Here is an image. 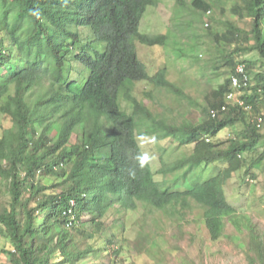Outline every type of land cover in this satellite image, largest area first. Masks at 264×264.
I'll return each instance as SVG.
<instances>
[{
  "label": "trees",
  "instance_id": "16d2710c",
  "mask_svg": "<svg viewBox=\"0 0 264 264\" xmlns=\"http://www.w3.org/2000/svg\"><path fill=\"white\" fill-rule=\"evenodd\" d=\"M174 1L177 28L192 47L208 34L209 49L222 50L212 57L220 68L211 70L217 76L223 68L225 78L186 102L195 112L184 116L176 102V117L142 111L135 119L123 105L135 82L166 80L167 72L149 74L135 45L161 50L169 41L139 32L153 0H0V116L9 124L0 123V238L10 244L3 251L9 264H127L133 253L130 264H205V242L186 227L199 223H169L157 243L156 231L139 230L131 240L127 218L136 202L150 210L195 208L211 242L228 230L246 264H264V223L224 191L234 173L243 172L240 184L264 174V0H230L242 26L227 21L221 31L203 20L214 23L209 13L220 3L225 11L228 1ZM186 10L194 20L184 19ZM225 130L232 134L220 148L214 139ZM145 136L192 153L164 168L166 150L145 155ZM155 159L161 168L153 172ZM207 165L221 170L206 180L197 173Z\"/></svg>",
  "mask_w": 264,
  "mask_h": 264
},
{
  "label": "rangeland",
  "instance_id": "374dc122",
  "mask_svg": "<svg viewBox=\"0 0 264 264\" xmlns=\"http://www.w3.org/2000/svg\"><path fill=\"white\" fill-rule=\"evenodd\" d=\"M221 1H228L224 4L225 11L220 10V6L223 4H217L216 8H214V10H212L208 15L210 19L215 18L216 21L212 23L211 20L208 21L206 18H204V25L206 23L209 25L211 24L215 28V31H221L227 21H234L239 27H241V22H237L236 16L230 11V0ZM187 2L190 3L192 0H187ZM175 5L176 4L174 0H157L152 5L147 7L140 21L139 32L141 34L149 36H167L169 41L165 47H162L161 50H159V48H161L160 46L152 47L154 49H158L154 50L148 49L147 46L135 42L138 58L141 63L149 66V72L151 71V73H153L155 69L161 70L166 68V79H169L174 84L182 83L185 89L190 90L187 91L183 88H180L181 96L187 95V97L173 101V99L167 96L165 93L162 95L158 94V92H160L159 90L151 89L152 93L142 95L140 93V89H138L139 96H135V98L141 105L148 104L150 107L155 108L152 102L155 98V100H157L156 109L158 112L160 113L164 106H168L170 114L172 116L173 113L175 114L173 117H176L178 113V110L175 107L176 102H179L178 106H182L185 110L184 116H186L187 112H195L196 109L193 108L194 106H186V102L189 99L200 100V97H202L201 94H203L206 90L208 91L209 89L217 88V86L221 84L225 78L223 68H221L220 72H217L220 73L217 76H215L216 73L211 70L215 65H218L220 68L219 62L217 63L212 59V57L222 53V50L219 48L209 49L211 40L208 39V34L207 36L203 34V37L198 41V46L194 49L190 43L191 41L186 38L184 34L185 31L177 28L180 22L176 21L175 16L180 12L177 10ZM186 11L187 14L184 19L194 20L195 17L190 14L191 12L188 10ZM184 15L185 13H183L181 17ZM192 25L194 28V25L196 24L193 23ZM188 34L189 36L193 34L191 29ZM180 53L186 54L187 58H177L176 54L180 55ZM194 54L199 56V59L194 58ZM152 94H154V98L152 97ZM124 107L126 111L130 110L128 105H124ZM5 119L6 118L0 116V123L8 127L9 124L4 122ZM231 134L232 133L230 130L221 132L218 137L214 139L215 144L220 148H225L228 145L227 141ZM159 146L166 150V162L176 161L179 158L192 153V147H176V145L173 144L170 139L159 140L152 136H145L140 140V147L147 156L158 154ZM169 154L170 157H168ZM156 162L159 165V162ZM155 165L156 163L152 161L151 166L153 167ZM156 169L157 167L153 169V172H155ZM220 170L221 166L207 165L202 167L197 174L202 179L207 180L216 176ZM181 173V171L176 172L174 177L178 179V176ZM242 173L243 172L234 173L232 178L228 180L224 189L226 199L230 204L242 205L246 213L253 216L256 221L264 223V174L257 172L258 178L254 183L249 180L247 183L240 184V175H242ZM156 179L158 180V177H156ZM179 190L185 191V188L182 187ZM136 204L138 205L139 211L136 213L133 212V214L127 218V226L129 231L132 228L129 236L131 240L138 236L139 227L135 225V221L137 219L146 220V218H142V214L145 211L141 206H139L138 202H136ZM197 211L198 210H196V212ZM174 213L183 214L184 212L179 208ZM192 213L195 214V212ZM154 217L155 218L148 220L151 222L158 221L159 225L164 228L167 221L166 218L160 215H155ZM169 221L172 224H176L179 221H182V219L179 218V216L174 215L170 217ZM185 221H187L188 224L199 223V225H187L186 227L188 230L196 232L198 236L205 242L204 248L208 250V253L205 255V264H246L241 250L238 248V246H236L237 244L233 243V241L236 240V237H233L231 234H229L228 230L224 231L225 235L222 236L219 241L213 243L210 241L208 231L201 224L199 218L190 215L185 219ZM143 229L145 228H140V230ZM149 229L157 230L156 227H150ZM154 238L156 243L163 239L157 236ZM187 239L188 238H185V240ZM163 247H165V245ZM184 247L185 245L182 244L181 248ZM9 249L10 244L7 242V240L0 238V264H9L6 256L3 253V251H7ZM172 256L173 255L167 256V258L170 259ZM134 257H136V254L133 253L128 255L127 259L131 262ZM130 262L127 264H130Z\"/></svg>",
  "mask_w": 264,
  "mask_h": 264
},
{
  "label": "clouds",
  "instance_id": "9594fccd",
  "mask_svg": "<svg viewBox=\"0 0 264 264\" xmlns=\"http://www.w3.org/2000/svg\"><path fill=\"white\" fill-rule=\"evenodd\" d=\"M155 1H157V0H153V3ZM155 70H157L159 72H162V73L167 72L166 68H163L161 70H159V69H155ZM79 72L82 73L81 75H83V76L86 75L85 72L82 71V70L79 71ZM180 88H183L184 90H187L182 85V83H176V84H174L169 79H166V80H164V81H162L160 83L157 82L155 79H153L151 77H148V79L147 80H144V81L138 79V81L135 82V87L132 88V92L131 93L130 92L127 93L123 105H128L130 107V110L127 111V112H129L130 114H132V116L135 119H137L142 111H144V112L145 111H148V112H152V113H157L158 112V110L156 109V106H157V103L156 102H157V100H155V98H154V94L155 93L152 94V97L154 98V100L152 102H153V105L155 106V108H152L148 104L141 105L139 103V101L135 98V96H139L138 95V89H140V93L142 95H145V94H148V93H152V90L151 89L159 90L160 92H158V94L162 95V94L165 93L167 96H169L170 98H172L173 101H176V100H180L182 98H186L187 97V95L181 96L179 94ZM187 91H190V90H187ZM127 97H131L133 100H135V103L133 104L130 100H127ZM136 108L140 109L141 111H139V112L136 111L135 110ZM168 110H169V107L168 106H164V108L162 109L161 112H166ZM140 160H141V163H143L145 160H147V157L146 156H142V157H140ZM156 161L157 160L155 159L154 162L156 163V165L153 166V167L151 166L152 167V171L156 167L157 168L158 167L161 168L160 167V163L158 165ZM165 161L166 160H164L162 162L164 164V168L168 167L166 165V162ZM160 179H161V176L158 177V180L155 177V180L156 181H159ZM176 192H180V193L182 192L183 193V191H180V190L177 191L175 189L172 191V193H176ZM139 206H141L143 208V210L145 211L142 214V218H146V220L137 219L135 221V223H137V224H139V223L140 224H145V226L142 227V228H145V229H143V231H156V234H154V235H156L157 237H161V238H163L162 233H164L165 228L168 227V225L170 223V221H169V219H170L169 215L172 214V213H174L175 211H177L179 208L181 209V207H178V208L165 209V210H150L149 208H146V207H143L142 205H140V203H139ZM182 211L184 212L183 214H180V213L175 214L176 216H179V218H181L182 220H185L190 215H193V216L199 218L197 215L200 214V213L199 212H196V209L195 208H193L192 211H187V210H182ZM192 212H195V214L192 213ZM155 215H160V216H163V217L166 218L167 221H166V225H165L164 228L159 225V222L158 221L151 222V221L148 220V219L155 218L154 217ZM155 222L158 223V227L154 226V223ZM150 227H156L157 230H151V229H149ZM140 228L141 227H139V230H140ZM156 236H154V237H156Z\"/></svg>",
  "mask_w": 264,
  "mask_h": 264
},
{
  "label": "built area",
  "instance_id": "2783aa9c",
  "mask_svg": "<svg viewBox=\"0 0 264 264\" xmlns=\"http://www.w3.org/2000/svg\"><path fill=\"white\" fill-rule=\"evenodd\" d=\"M237 71L241 73V72H242V69L239 67V68L237 69ZM230 81H231V86H232V88L235 89V91H236V89H238L239 86H240V83H239L238 79L233 75V76L231 77ZM246 82H247L246 79H244V86H245V83H246ZM234 96H235V94H233V93H232V94H229V95L227 96V99H228V100H232ZM234 100H236V98H234ZM212 116H214L213 113H212ZM260 121H261V119L258 120V123H259V124L261 123Z\"/></svg>",
  "mask_w": 264,
  "mask_h": 264
},
{
  "label": "bare ground",
  "instance_id": "6f19581e",
  "mask_svg": "<svg viewBox=\"0 0 264 264\" xmlns=\"http://www.w3.org/2000/svg\"><path fill=\"white\" fill-rule=\"evenodd\" d=\"M139 26H140V25H139ZM146 66H147V65H146ZM148 67H149V66H147V68H148ZM239 67H240L241 69L243 68L241 65H239V66L237 67V69H238ZM148 70H149V68H148ZM236 72L240 74V72H238V71H236ZM241 73H242V72H241ZM149 74H150V72H149Z\"/></svg>",
  "mask_w": 264,
  "mask_h": 264
}]
</instances>
